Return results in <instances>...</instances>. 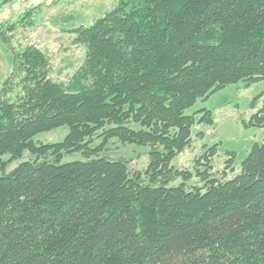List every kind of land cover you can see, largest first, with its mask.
Here are the masks:
<instances>
[{
  "label": "trees",
  "instance_id": "obj_1",
  "mask_svg": "<svg viewBox=\"0 0 264 264\" xmlns=\"http://www.w3.org/2000/svg\"><path fill=\"white\" fill-rule=\"evenodd\" d=\"M16 26L0 27V264H264V143L234 177V158L214 172L218 146L195 172L172 166L214 123L188 109L264 81V0H119L71 30L86 51L67 82L43 49L13 45ZM63 127L62 142L35 140ZM114 141L147 148L146 170L110 156Z\"/></svg>",
  "mask_w": 264,
  "mask_h": 264
},
{
  "label": "rangeland",
  "instance_id": "obj_2",
  "mask_svg": "<svg viewBox=\"0 0 264 264\" xmlns=\"http://www.w3.org/2000/svg\"><path fill=\"white\" fill-rule=\"evenodd\" d=\"M3 0H0V4ZM119 0H14L0 10L1 25L17 24L13 33L15 47L34 44L47 52L51 58V78L56 81H68L82 64L85 46L75 44V34L71 30L80 26L88 27L96 20L112 11ZM37 8L32 18L20 24L21 16L29 9ZM20 25H19V24ZM8 55L0 46V86L9 75ZM255 103V104H254ZM264 108V81L250 86L243 82L230 85L207 100H199L188 109L187 116L197 115L202 110L213 114L212 125L197 122L192 130L191 145L172 161L178 170L195 172V162L207 149L218 146L212 159L215 173L224 171L227 162L234 158V177L241 172V164L250 154L255 144L264 143V128L249 126L254 114ZM69 134V128L63 127L38 135L35 140L44 144L62 142ZM234 153V157L231 155ZM109 155L124 157L131 161L135 170L144 171L148 167L147 148L136 145L114 144ZM79 159L78 154L66 156L64 162ZM21 161L17 160L9 171ZM187 186H199L197 177L187 181ZM179 180L177 184H181Z\"/></svg>",
  "mask_w": 264,
  "mask_h": 264
}]
</instances>
